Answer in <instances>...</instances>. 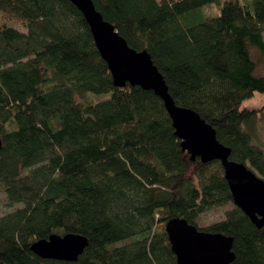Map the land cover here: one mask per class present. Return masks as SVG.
I'll use <instances>...</instances> for the list:
<instances>
[{
  "label": "trees",
  "instance_id": "16d2710c",
  "mask_svg": "<svg viewBox=\"0 0 264 264\" xmlns=\"http://www.w3.org/2000/svg\"><path fill=\"white\" fill-rule=\"evenodd\" d=\"M130 46L148 50L176 103L200 113L264 178V0H93ZM207 5L218 12L208 15ZM88 93L109 94L81 102ZM0 263L178 264L167 224L234 238L231 264H264V226L236 205L220 160H193L153 90L116 86L71 0H0ZM231 204L206 227L201 215ZM79 233L77 261L32 245Z\"/></svg>",
  "mask_w": 264,
  "mask_h": 264
},
{
  "label": "water",
  "instance_id": "95a60500",
  "mask_svg": "<svg viewBox=\"0 0 264 264\" xmlns=\"http://www.w3.org/2000/svg\"><path fill=\"white\" fill-rule=\"evenodd\" d=\"M71 1L85 16L115 85H139L159 95L171 115L175 134L182 140L183 150L188 151L193 160H220L236 205L262 228L264 178L248 164L231 158L232 148L218 139L216 128L199 112L176 103L148 50L130 46L115 25L104 18L93 0ZM167 232L178 264H231L236 258L232 236L201 230L186 218H172L167 224ZM88 244V237L79 233L53 234L37 240L32 249L43 258L77 261Z\"/></svg>",
  "mask_w": 264,
  "mask_h": 264
},
{
  "label": "rangeland",
  "instance_id": "374dc122",
  "mask_svg": "<svg viewBox=\"0 0 264 264\" xmlns=\"http://www.w3.org/2000/svg\"><path fill=\"white\" fill-rule=\"evenodd\" d=\"M204 11L208 15H215L218 12V7L216 5H207L204 8ZM220 12V11H219ZM218 12V13H219ZM109 97V94H94L88 93L85 96H78V101L81 102H90L103 100ZM264 105V93L255 92V95L252 98L246 99L243 103V107L249 108H260ZM256 132L260 137V143L264 147V118H261L256 125ZM250 165V164H249ZM256 171V170H255ZM261 177H263L258 171H256ZM23 204H14L11 205L8 202L7 194L4 188L0 185V216L5 215L9 212L14 211L15 209L22 207ZM232 207L231 204L223 205L214 209H211L201 215L199 218V225L201 227H206L212 223L221 221L226 218L227 211Z\"/></svg>",
  "mask_w": 264,
  "mask_h": 264
}]
</instances>
